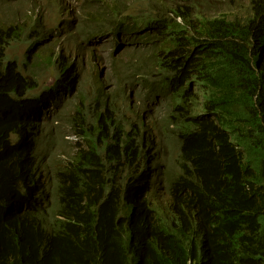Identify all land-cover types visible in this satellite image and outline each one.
Returning a JSON list of instances; mask_svg holds the SVG:
<instances>
[{"label":"trees","instance_id":"16d2710c","mask_svg":"<svg viewBox=\"0 0 264 264\" xmlns=\"http://www.w3.org/2000/svg\"><path fill=\"white\" fill-rule=\"evenodd\" d=\"M72 9L0 19V264H264V0Z\"/></svg>","mask_w":264,"mask_h":264},{"label":"rangeland","instance_id":"374dc122","mask_svg":"<svg viewBox=\"0 0 264 264\" xmlns=\"http://www.w3.org/2000/svg\"><path fill=\"white\" fill-rule=\"evenodd\" d=\"M74 2V1H73ZM77 0L74 2L76 3ZM56 1L54 0H0V19L2 17L10 18L11 15H14L17 12L19 14V23H25L26 21H34L35 18L38 20V23L42 24L44 27L51 25L52 19H59L58 24L61 25L66 18H69L70 13L73 11V3L71 0H62L61 12L55 8ZM75 5V4H74ZM33 7V8H32ZM33 9L32 14L28 9ZM47 29V28H46ZM113 39L110 34L101 36L98 39L96 48L95 64L101 68V74L106 73L109 70V55L116 49L120 51L121 48L118 46H113ZM21 46L17 47V50H21ZM68 129L63 130L64 134L68 133ZM68 137L70 142L62 141L65 144V149H70L74 144L75 139L73 136Z\"/></svg>","mask_w":264,"mask_h":264},{"label":"clouds","instance_id":"9594fccd","mask_svg":"<svg viewBox=\"0 0 264 264\" xmlns=\"http://www.w3.org/2000/svg\"><path fill=\"white\" fill-rule=\"evenodd\" d=\"M76 1V0H71V2L73 3V5L74 4H76V3H74V2ZM78 1V0H77ZM73 5H70V6H73ZM46 34H48L47 32H46ZM103 36V35H102ZM50 37L53 39V40H55L57 37H58V35H57V33L54 31L53 33H51V35H50ZM100 38V37H99ZM98 38V39H99ZM98 39L96 40V42H93V43H97L98 42ZM21 50H17V52L18 53H20V52H22L23 50H24V46H22L21 45ZM58 47V46H57ZM96 49V48H95ZM97 56H96V60H97ZM93 65H95L96 67H98V65L97 64H95V60H94V63H93ZM99 68V67H98ZM99 70H100V72H101V68H99ZM104 75H105V73H103ZM100 75L102 76V78H105L101 73H100ZM50 82H52V78H50L49 80H48V83H50ZM40 89V87H38L37 89H35L34 91H37V90H39ZM58 122H61L60 120H57ZM65 128H67V127H65V126H63L60 130L59 129H57V130H59V133H58V136H60L61 137V140H60V142H64V141H66V142H70L68 139V137H66V136H73L74 138H76L75 139V142H74V144L71 146V148L70 149H72V148H74V145H76V142L77 141H79V139L76 137V135L75 134H73L72 132H70V130L68 131V133L67 134H64L63 133V130L65 129ZM62 142V143H63ZM63 152H65V153H69L70 152V149H65V144L63 143ZM62 156H61V154H59V156H58V159H61L60 161H56V162H62ZM55 162V163H56ZM55 163L54 164H52V162H48V165H47V168H44V172H43V175H44V173H46V172H48L47 170H48V167H51V168H54L55 167ZM45 176V175H44ZM43 176V177H44ZM46 178H47V176H45ZM45 179V178H44ZM43 178H42V180H44ZM169 200V198H166L165 199V201H168ZM185 213L186 214H188V215H191V214H193L194 215V212H192V211H185ZM194 218H195V216H194ZM195 220L199 223V224H201V222H200V220L198 219V218H195Z\"/></svg>","mask_w":264,"mask_h":264}]
</instances>
